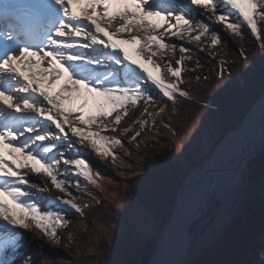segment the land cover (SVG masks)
<instances>
[{"label":"snow or ice","instance_id":"obj_1","mask_svg":"<svg viewBox=\"0 0 264 264\" xmlns=\"http://www.w3.org/2000/svg\"><path fill=\"white\" fill-rule=\"evenodd\" d=\"M27 3L22 17L0 27V264H16L24 230L35 228L55 240L69 212L83 214L73 202L70 189L80 185L71 175L92 186L96 182L77 145L88 142L97 154L115 159L111 148L123 142L103 133L115 132L129 107L143 103L147 113L157 98L175 104L188 97L179 88L185 56L175 60V67L164 61L163 70L153 62L154 47L171 48L173 55L177 47L182 54L191 52L165 34L180 39L187 34L197 42L210 35L215 47L219 34L209 32L199 16L214 17L236 35L246 23L256 39L257 17L264 20V0H180L179 7L176 0ZM161 28L164 32L155 35ZM32 174H43L72 199L57 197L42 208L37 193L50 189L30 180ZM24 264L35 262L28 258Z\"/></svg>","mask_w":264,"mask_h":264},{"label":"rangeland","instance_id":"obj_2","mask_svg":"<svg viewBox=\"0 0 264 264\" xmlns=\"http://www.w3.org/2000/svg\"><path fill=\"white\" fill-rule=\"evenodd\" d=\"M0 3H11L12 5L14 3V6H16V8L20 7V9L28 5L27 0H0ZM213 21L214 20L210 22V25H215L221 43L216 45L215 49L212 51L194 48L196 53L202 51V57L207 58L209 61L190 60L186 68L182 66L183 83L179 84V88L186 91L188 93V98L191 100L205 101L208 96L214 95L218 93V91H224L228 78L226 70L233 69L236 65H240L242 59L243 62L252 66L245 57V51L250 49L255 52V44L260 43V39H256L251 34L246 23L242 24L240 29L241 35H236L223 24L219 22L213 23ZM257 25L263 26L264 20H260L259 17H257ZM179 41L183 43L184 39L179 38ZM213 52L215 54H213ZM144 55L148 54L144 53ZM162 66L163 63H160V67ZM173 67H175V63H173ZM221 71L223 72L222 78H220ZM197 77H200V79L197 80ZM204 77H207V79L205 80ZM164 78L166 81L172 80V78L168 76ZM231 87L241 90L244 88L246 89V83L242 72H238V77L231 82ZM259 94L260 93L252 89H248L245 92L246 97L250 99L258 98L256 102L264 94V91L262 94ZM168 103L165 102L164 98H157L147 106V113L144 111L145 105L143 103L135 107H129L127 109L128 115L122 119L121 124L117 126V130L115 132L108 131L103 133L110 138L116 137L120 139L123 145H126L124 148L121 145H116L113 147V150L116 149L119 154L125 156L124 158L129 166V177H142L147 169H152L151 165L155 164V162H160L161 158L163 160L165 159V162L161 161L158 168L162 167L164 170L166 169V164H169L171 161L183 164L184 162H182V159H187L188 161L191 159L196 163L189 170V172H192L213 154L215 148L227 134L226 133L215 145L214 149L209 152V144H207L206 138L213 130L211 122L209 119L200 116L197 110L185 109L184 111L181 110L173 114L170 120L172 127L168 132H165L166 138L162 143L156 140L158 137L155 136L152 137V139L158 142L156 145L155 142H152V145L143 146L140 149L132 147L128 138L134 132L132 130L134 125L139 124L141 121L142 123H145L144 121L147 122L149 120V113H155L163 105H167ZM116 114L121 113H114L113 116ZM111 119L110 117L105 123H109ZM126 129L128 130L125 131ZM97 130L98 129L95 127L92 129V131ZM76 147L79 149V157L86 159L90 164L92 169L91 173L98 172L107 178L103 179L99 177L100 175L94 178L92 175L96 182L95 186L97 185L96 191L99 192L98 196L104 202L103 206L99 204L100 206L96 208V206L91 204L90 196L87 194L88 192H84L86 191L84 189L86 181L82 177L77 181V177L73 173L71 175V182H78L80 187H72L70 191L76 197L73 202L82 209L83 214H73L69 212L67 214V226H63L59 230L55 240L47 239L39 230L33 228L32 231L39 235L43 244L34 246L33 248L24 247L20 249L19 256L16 258V264H24L28 258H31L35 264H62L60 260L65 258L74 261L75 264H114L113 259L119 257V243L126 235V223H128L129 219L132 221L134 218L137 223L142 224L141 227H144L148 233L150 232L153 234L155 232L158 234L159 238L164 226L171 217L177 190L187 177L178 184V188L174 192L172 198V206L168 214L169 217L163 219L162 217L164 216L162 215V217H156L158 206L153 204L157 203L156 200L154 198H151V202L147 200L150 195L147 187L138 186L136 190L132 189L129 196L125 199L129 202L125 203V193L127 189L130 188V185L126 179H123L122 175L114 171L111 159H108L109 156L104 157V155L97 154L96 150L93 149L88 142H85L82 147L79 145ZM256 156L258 155H253L250 159ZM249 160L241 169L239 175L235 176L226 187L219 189L217 195L213 196L201 210L200 215L195 223L192 224L191 230H189L191 237L188 246L189 255L184 259L182 264H189L195 256L210 244L218 241L225 233L231 221L237 218L242 212L247 198L246 192L248 185L252 184V188L256 190H259L260 187L264 185V168H258L255 178L251 179L248 171ZM105 165H108L109 169L105 168ZM122 165L126 167L127 163L123 161L120 166L123 167ZM61 166L63 167V165ZM39 176L43 177V180H46L48 184L47 188L50 189L47 199L37 198L36 202L42 208L47 207V202L49 200H55L57 197L72 199L71 196H66L56 190L50 183L49 178L45 177L43 174ZM34 182L41 185L37 180ZM49 197L50 199H48ZM160 202L162 203L164 200ZM143 206L147 208V211ZM51 207L57 208L58 205L53 204ZM131 215H133V218ZM159 217H161V219ZM154 223H160L159 229L158 225L155 226ZM156 228L158 230L155 231ZM29 237V232L24 230L23 239L29 240ZM203 237L204 240H201ZM155 250L156 248L154 251ZM98 251L100 254H97Z\"/></svg>","mask_w":264,"mask_h":264},{"label":"trees","instance_id":"obj_3","mask_svg":"<svg viewBox=\"0 0 264 264\" xmlns=\"http://www.w3.org/2000/svg\"><path fill=\"white\" fill-rule=\"evenodd\" d=\"M257 26L260 43L255 44V52L250 49L245 51V57L252 66L243 62L242 59L240 65H236L233 69H227L226 89L208 96L205 101H195L187 97L186 99H178L175 104L169 102L167 105H163L160 108L164 109L163 112L158 109L155 113H149L147 122L143 120L145 123L141 121L134 125L135 129H132L134 132L128 138L131 146L140 149L143 146L152 145V142H155L156 145L158 143L156 140L162 143L166 138L165 132H168L172 127L170 120L173 114L185 109L197 110L200 116L209 119L211 122L213 130L206 138L208 142L206 143L209 144V152L214 149L226 133L241 125L246 112L258 99L246 97L245 92L252 89L262 94L264 91V25ZM238 72L243 73L246 89L231 87V82L238 77ZM137 132L140 133L139 136L136 135ZM134 136L136 138L133 140ZM155 136L158 138L154 141L152 137ZM125 146L123 145V148ZM111 150L116 154L115 159L112 156L107 157L111 159L114 171L122 175L123 179H126L130 185L125 193L124 202H129L125 199L132 189L136 190L138 186H145L150 192L147 200L151 202V198H154L158 203H153L158 206L156 217L162 215L164 216H161L163 219H167L178 184L188 176L190 168L196 163L191 159L189 161L182 159L183 164L171 161L166 164L167 170H164L162 167L158 168L159 163L165 160L161 158L160 162L152 164V169H147L142 177H129V166L125 156L119 154L116 149L113 150V147ZM120 155L123 156L122 160L127 163L126 167L120 166L123 163ZM258 168H264V150L248 162L251 179L255 178ZM97 173L94 172L91 175L96 178ZM99 175V177L107 179L101 173ZM85 185L86 191L84 192H88L91 204L96 208L100 205L103 206L104 202L99 198V192L96 191L97 185L92 186L87 182ZM251 185L247 187V198L240 215L231 221L228 229L218 241L202 250L189 264H264V185L259 190L253 189ZM161 200L164 202L161 203ZM145 210L147 211L146 207ZM131 216L133 218V215ZM161 217L159 218L161 219ZM154 224L155 226L158 225L159 229L160 223ZM63 226L61 225L57 229V233ZM141 226L142 224L137 223L134 218L132 221L129 219L126 223V235L120 240L119 257L113 259L114 264H148L156 248L158 234L155 232L153 234L148 233ZM158 229L156 228L155 231ZM97 254H100L99 251ZM60 261L62 264H75L68 259Z\"/></svg>","mask_w":264,"mask_h":264},{"label":"bare ground","instance_id":"obj_4","mask_svg":"<svg viewBox=\"0 0 264 264\" xmlns=\"http://www.w3.org/2000/svg\"><path fill=\"white\" fill-rule=\"evenodd\" d=\"M199 20L203 22V25L209 28V32L213 30L217 32L215 25H210L212 20H214L213 23H217L214 17L209 19L205 16H199ZM193 27H196V25L193 24ZM163 32L164 29L161 28L160 31L154 34L159 36ZM137 34L141 37L144 35L143 32H133V35ZM165 39L176 45H183L191 49V52L182 54L179 52V47H177L175 49V55H173V50L171 48L159 50L154 47L152 51H156L157 55L152 57L153 62L158 65L163 63L161 67L162 70L165 68L164 61L167 60L174 63L181 55L185 56V60L182 64L184 68L187 67L190 60L208 62L209 60L207 58L202 57V51L196 53L194 48L204 51H212L215 49L211 44L210 35L201 37L199 42L195 41L187 34L184 35L183 43L179 41L178 37L171 36L170 33L165 34ZM213 54L215 53L213 52ZM263 148L264 94L248 111L243 123L229 131L215 148L213 154L198 168L189 172L184 183L177 190L172 215L157 240L156 250L149 264L183 263L184 259L189 255L188 246L191 240L189 230L200 215L201 210L205 207V204H207L213 196L217 195L219 189L226 187L235 176H238L241 169L246 162L253 157L254 153ZM105 166V168L109 169L108 165ZM29 179L32 181L37 180L41 186L47 187L48 185L46 180H43V177L40 176L32 174ZM33 191L36 190L34 189ZM37 194V198L40 199H47L49 196L48 193L44 195ZM48 199H50V197ZM32 230L33 229L27 230L30 234V241L24 238L22 241V248H33L34 246L43 244L39 235ZM201 240H204V237Z\"/></svg>","mask_w":264,"mask_h":264},{"label":"water","instance_id":"obj_5","mask_svg":"<svg viewBox=\"0 0 264 264\" xmlns=\"http://www.w3.org/2000/svg\"><path fill=\"white\" fill-rule=\"evenodd\" d=\"M259 152H260V150H257V152H256V153H254V155H257Z\"/></svg>","mask_w":264,"mask_h":264}]
</instances>
